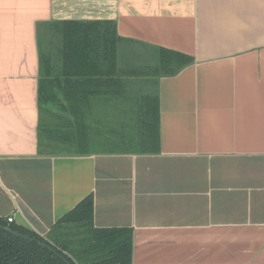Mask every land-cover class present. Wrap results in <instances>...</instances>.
I'll return each mask as SVG.
<instances>
[{"label":"crops","instance_id":"1","mask_svg":"<svg viewBox=\"0 0 264 264\" xmlns=\"http://www.w3.org/2000/svg\"><path fill=\"white\" fill-rule=\"evenodd\" d=\"M90 21L114 25L118 80L83 124L122 131V99L157 92V153L39 152L40 53L59 73L64 30ZM157 48L190 60L149 75ZM59 80L50 146L68 148ZM90 193L95 227L132 229L131 264H264V0H0V217L44 236Z\"/></svg>","mask_w":264,"mask_h":264},{"label":"trees","instance_id":"2","mask_svg":"<svg viewBox=\"0 0 264 264\" xmlns=\"http://www.w3.org/2000/svg\"><path fill=\"white\" fill-rule=\"evenodd\" d=\"M113 26L111 21L69 23L62 36V51L58 58L63 62V66L59 73L51 74L53 66L49 68L46 65V61L56 59L55 55L40 53V153L85 154L118 151L144 154L159 151L157 92L143 96L138 103L135 102L136 99H122L123 104L132 102L130 108L126 109L128 122L122 125V131L117 130L115 134L106 135L98 132L99 128L96 126L83 124V107L92 108L99 102L96 94L114 80H118L115 77L118 76L115 62L116 46L120 38L114 32ZM189 60L190 57L183 54L157 48L156 63L149 69L148 74L156 77L173 75ZM56 80L64 83L58 82L62 87H67V90L62 89V93L66 96L67 108L73 115V122L69 124L73 131L68 133L67 137L72 139L74 145L73 148L68 147V150H57L58 147L50 146L51 140L59 138L60 135L56 132L59 129L58 124L49 121L53 115L49 106L54 102L49 88ZM135 103L137 104L133 105ZM63 107L65 108L64 105ZM46 114H49V117L45 116ZM93 117L95 116H90ZM98 138L106 139L105 143L116 146H98L96 143H101L95 141ZM114 148L118 150H113ZM2 226H8L18 234L7 231ZM37 241L44 242L50 248L40 245ZM131 256L130 227L93 225L92 193L83 197L58 218L44 236L24 225L8 222L6 218L0 217V264H131Z\"/></svg>","mask_w":264,"mask_h":264},{"label":"water","instance_id":"3","mask_svg":"<svg viewBox=\"0 0 264 264\" xmlns=\"http://www.w3.org/2000/svg\"><path fill=\"white\" fill-rule=\"evenodd\" d=\"M2 228H4L5 230H7V231H10V232H12V233H14V234H18V233H16V232H14V231H12L8 226H2ZM40 245H42V246H46V247H48V248H50L48 245H46L44 242H41V241H37Z\"/></svg>","mask_w":264,"mask_h":264},{"label":"rangeland","instance_id":"4","mask_svg":"<svg viewBox=\"0 0 264 264\" xmlns=\"http://www.w3.org/2000/svg\"><path fill=\"white\" fill-rule=\"evenodd\" d=\"M52 142H54V141H52ZM61 147H58L57 148V150H68L67 148H64V149H60ZM70 148H73L72 146H70ZM72 149H70V151H71ZM113 150H118V149H116V148H114Z\"/></svg>","mask_w":264,"mask_h":264},{"label":"built area","instance_id":"5","mask_svg":"<svg viewBox=\"0 0 264 264\" xmlns=\"http://www.w3.org/2000/svg\"><path fill=\"white\" fill-rule=\"evenodd\" d=\"M6 220H7L8 222H12V221H13V218H12V217H7Z\"/></svg>","mask_w":264,"mask_h":264}]
</instances>
